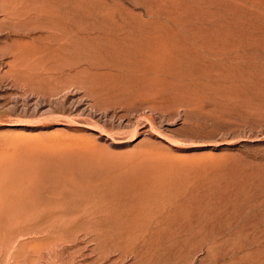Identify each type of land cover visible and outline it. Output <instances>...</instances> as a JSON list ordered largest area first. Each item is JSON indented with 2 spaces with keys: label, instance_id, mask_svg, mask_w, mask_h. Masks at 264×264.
I'll return each instance as SVG.
<instances>
[{
  "label": "rangeland",
  "instance_id": "374dc122",
  "mask_svg": "<svg viewBox=\"0 0 264 264\" xmlns=\"http://www.w3.org/2000/svg\"><path fill=\"white\" fill-rule=\"evenodd\" d=\"M218 263L264 264V0H0V264Z\"/></svg>",
  "mask_w": 264,
  "mask_h": 264
},
{
  "label": "bare ground",
  "instance_id": "6f19581e",
  "mask_svg": "<svg viewBox=\"0 0 264 264\" xmlns=\"http://www.w3.org/2000/svg\"><path fill=\"white\" fill-rule=\"evenodd\" d=\"M5 1V0H4ZM88 5V4H87ZM89 6V5H88ZM91 7H93V6H91ZM111 7H113V6H111ZM51 8V7H50ZM110 8V7H109ZM114 8V7H113ZM113 8H111V9H113ZM102 9V8H101ZM111 9H108L107 10V12H109V10H111ZM118 9V8H117ZM33 10V9H32ZM32 10H30V11H32ZM61 11V10H60ZM15 12V11H14ZM52 12H54V14L56 13H58L59 12V10H57V12H55V11H52ZM110 12H112V10L110 11ZM113 12H115V11H113ZM50 13V12H49ZM61 13V12H60ZM60 13H58V14H60ZM62 13H63V10H62ZM104 13V12H103ZM52 14V13H51ZM57 14V15H58ZM66 14V13H65ZM68 14H69V12H68ZM72 14V13H71ZM61 15V14H60ZM60 15H59V17H60ZM85 15V14H84ZM84 15H83V12H82V10H81V8H77V9H74V13H73V15H72V17L70 16V19L72 20V24L74 25V28H75V33H74V36H67V37H65L64 35H62V33H64L63 31H62V33H59V34H57L56 33V30H57V28H58V21H56V20H54V19H52V20H50L51 22H50V24H49V26H47V27H49L53 32H52V37L51 38H49V40L51 41V42H55V46H56V49H55V51L57 52H55L56 54H53V53H51V54H48V55H46V56H42V58L40 57V58H37L38 56H37V54L38 53H36V56L34 55V53H23V52H19V53H16L15 54V59H14V63L13 64H11V69H10V72L9 73H11V72H16V73H18V72H27V71H35V70H37V69H39V70H58L59 71V69H64V67H68V66H75V65H78L79 63H83L82 61H83V58H82V56H81V52L79 51V49L81 48V46H82V42H81V34L82 33H85V34H89L90 32H92L91 30H89V28H86V27H84L83 25H82V23H80V22H83V20H84ZM108 15V14H107ZM112 15V14H111ZM10 16V15H9ZM29 16V15H28ZM65 16V15H64ZM66 16H67V14H66ZM66 16H65V18H66ZM106 16V15H105ZM52 17V16H51ZM17 19V18H16ZM24 19V18H23ZM59 19V18H58ZM60 19H62V18H60ZM106 19H108V18H106ZM54 20V21H53ZM90 20V19H89ZM90 21H93L92 19L90 20ZM24 22V21H23ZM30 22V21H29ZM71 22V21H70ZM24 23H26V22H24ZM32 23V22H31ZM41 23V22H40ZM67 23H69V22H67ZM141 23V22H140ZM47 24V23H46ZM27 25V24H26ZM29 26V25H28ZM30 26H32V25H30ZM69 26H70V24H69ZM118 26V25H117ZM38 27V26H37ZM43 27V26H42ZM62 27H63V25H62ZM119 27V26H118ZM21 28V27H20ZM23 28V27H22ZM36 28V27H35ZM93 28V27H92ZM129 28H132V27H129ZM136 28V27H135ZM143 28V27H142ZM29 29V28H28ZM27 29V30H28ZM46 29H48V28H46ZM103 29V28H102ZM31 30V29H30ZM62 30V29H61ZM67 30V29H66ZM74 30V29H73ZM105 30V29H104ZM126 30V29H125ZM49 31V30H48ZM72 31V30H71ZM51 32V31H50ZM61 32V31H60ZM97 32V31H96ZM110 32V31H109ZM127 32V31H126ZM139 32V31H138ZM144 32V31H143ZM73 33V32H72ZM111 33V32H110ZM65 34V33H64ZM69 34V33H68ZM85 34L84 35H82V36H85ZM107 34V33H106ZM128 34H130V33H128ZM141 34V33H140ZM144 34V33H143ZM47 35V34H46ZM45 35V36H46ZM67 35V34H66ZM90 35V34H89ZM123 35H125V36H127V34H124L123 33ZM138 35V34H137ZM148 35V34H147ZM87 36V35H86ZM95 36V35H94ZM125 36L123 37V38H125ZM130 36V35H129ZM129 36H127V37H129ZM88 37V36H87ZM86 37V38H87ZM111 37V36H110ZM116 37V36H115ZM122 37V36H121ZM136 37V36H135ZM83 38V37H82ZM118 38V37H117ZM137 38V37H136ZM118 39H121V38H118ZM126 39H128V38H126ZM131 39H132V37H131ZM111 40V39H110ZM122 40V39H121ZM124 40V39H123ZM132 40H134V39H132ZM49 41V42H50ZM90 41V40H89ZM88 41V42H89ZM112 41V40H111ZM118 41V40H117ZM117 41H115V40H113V42H117ZM43 42V41H42ZM87 42V43H88ZM118 42H121V41H118ZM124 42V41H123ZM18 43V42H17ZM92 43H94V42H92ZM107 43V42H106ZM109 43V42H108ZM131 43V42H130ZM89 44H90V42H89ZM125 44H127L128 45V43H125ZM134 44V43H133ZM132 44V45H133ZM151 44V43H150ZM54 45V44H53ZM110 45V44H109ZM108 45V46H109ZM120 45V44H119ZM122 45V44H121ZM49 46H51V45H49ZM58 46V47H57ZM84 46V45H83ZM91 46V45H90ZM111 46V45H110ZM113 46V45H112ZM111 46V47H112ZM117 46V45H116ZM115 45H114V47H116ZM140 46V45H139ZM47 47V46H46ZM54 47V46H53ZM120 47V46H119ZM35 48V47H34ZM47 48H51V47H47ZM55 48V47H54ZM72 48H73V50L74 49H76L77 51V57H74L75 55H73V53H72ZM79 48V49H78ZM100 49V48H99ZM112 49H114L113 47H112ZM103 50H105L104 48H103ZM127 50V49H126ZM50 51V50H49ZM58 51H60V53L58 52ZM101 51H102V49H101ZM125 51V50H124ZM134 52H135V50H133ZM52 52H54V51H52ZM118 52V51H117ZM117 52H115V53H113V54H115L116 55V53ZM130 52H132V51H130ZM144 52V51H143ZM42 53H44V52H42ZM103 53V52H102ZM105 53H107V52H105ZM121 53V52H120ZM135 53H133V55H134ZM38 55H40V54H38ZM86 55V54H85ZM100 55V54H99ZM128 55V54H127ZM140 55V54H139ZM108 56V55H107ZM141 56V55H140ZM142 56H145V55H142ZM73 57L75 58V59H73ZM110 57V56H109ZM119 57H121V56H119ZM130 57H132L131 55H130ZM129 57V58H130ZM137 57V56H136ZM135 57V58H136ZM48 59H50L49 61H50V63L48 64V62L49 61H47ZM89 59H92V58H89ZM97 59H99V58H97ZM96 59V60H97ZM119 59V58H118ZM131 59H134V57L133 58H131ZM145 59H146V56H145ZM96 60L94 59V61L96 62ZM105 60H107V59H105ZM115 60V59H114ZM117 60V59H116ZM115 60V61H116ZM138 60V59H137ZM141 60H142V58H141ZM87 61V60H86ZM91 61V60H90ZM89 60H88V62H90ZM127 61V60H126ZM143 61V60H142ZM147 60H145V62H146ZM94 62V63H95ZM109 62V61H108ZM113 62V61H112ZM144 62V61H143ZM142 62V63H143ZM99 63V62H98ZM97 63V64H98ZM111 63V62H110ZM109 63V64H110ZM122 63V62H121ZM91 64V63H90ZM115 64H117L116 62L114 63V65ZM141 64V63H140ZM139 64V65H140ZM147 64V63H146ZM145 64V65H146ZM150 64V63H149ZM108 65V64H107ZM119 65V64H118ZM104 66V65H103ZM106 66V65H105ZM117 66V65H116ZM149 66V65H148ZM147 66V67H148ZM86 67H87V65H86ZM110 67H113V66H110ZM124 66H122V68H123ZM145 67V66H144ZM76 68V67H75ZM106 68V67H105ZM105 68H103V69H105ZM118 68V67H117ZM127 68V67H126ZM125 68V69H126ZM135 68V67H134ZM111 69V68H110ZM120 69V68H119ZM118 69V70H119ZM79 70H81V69H79ZM112 70H114V69H112ZM128 70V69H127ZM82 71V70H81ZM137 71V70H136ZM63 72V71H62ZM62 72H60V73H62ZM76 72H78V71H76ZM7 73V72H6ZM15 73V75H17ZM84 73V72H83ZM22 74V73H21ZM128 74V73H127ZM12 75V74H11ZM76 75V74H75ZM84 76H85V74H83ZM20 76V75H19ZM36 76V75H35ZM107 76V75H106ZM34 77V76H33ZM69 82V81H68ZM21 180H23V182H24V179H21ZM23 186V185H22ZM32 186V188H33V185H31ZM20 188V187H19ZM22 188V187H21ZM20 195V194H19ZM23 196V195H22ZM20 202V201H19ZM31 203V202H30ZM24 206V205H23ZM15 208V207H14ZM16 209V208H15ZM26 209V208H25ZM24 210V209H23ZM15 211V210H14ZM35 212V211H34ZM23 214V213H22ZM51 215H53V214H51ZM23 218V217H22ZM35 218V217H34ZM26 220H27V218H26ZM56 220L57 219H55V222H56ZM30 221V220H29ZM58 221V220H57ZM68 222V224H69V221H67ZM71 222V221H70ZM29 224H31V223H29ZM45 226V225H44ZM52 226V225H51ZM67 226V225H66ZM65 225H64V227H66ZM22 227V226H21ZM49 228H51L50 226H49ZM54 228V227H53ZM199 228V227H198ZM55 229H57V228H55ZM54 229V230H55ZM52 230V229H51ZM51 230H49V231H51ZM144 231V230H143ZM216 235V234H215ZM140 237H142V236H140ZM63 238V237H62ZM54 239V238H53ZM54 243V242H53ZM28 250V249H27ZM27 252V251H26ZM146 252V251H145ZM121 254V253H120ZM145 257V256H144ZM151 258V257H150ZM221 263V262H220ZM219 264V263H218Z\"/></svg>",
  "mask_w": 264,
  "mask_h": 264
}]
</instances>
